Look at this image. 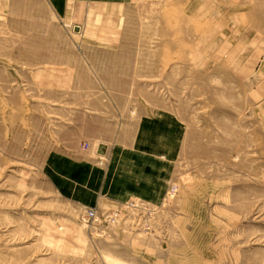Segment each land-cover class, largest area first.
<instances>
[{
    "label": "rangeland",
    "instance_id": "rangeland-1",
    "mask_svg": "<svg viewBox=\"0 0 264 264\" xmlns=\"http://www.w3.org/2000/svg\"><path fill=\"white\" fill-rule=\"evenodd\" d=\"M0 264H264V0H0Z\"/></svg>",
    "mask_w": 264,
    "mask_h": 264
},
{
    "label": "water",
    "instance_id": "water-1",
    "mask_svg": "<svg viewBox=\"0 0 264 264\" xmlns=\"http://www.w3.org/2000/svg\"><path fill=\"white\" fill-rule=\"evenodd\" d=\"M80 28L76 27L75 28V32H79ZM109 151V145L105 144V143H99L97 146V150H96V154L97 156L100 157H106Z\"/></svg>",
    "mask_w": 264,
    "mask_h": 264
},
{
    "label": "built area",
    "instance_id": "built-area-1",
    "mask_svg": "<svg viewBox=\"0 0 264 264\" xmlns=\"http://www.w3.org/2000/svg\"><path fill=\"white\" fill-rule=\"evenodd\" d=\"M87 214H88V217H89V218H93V217H95V213H94L93 211H90V210H89V211L87 212Z\"/></svg>",
    "mask_w": 264,
    "mask_h": 264
},
{
    "label": "crops",
    "instance_id": "crops-1",
    "mask_svg": "<svg viewBox=\"0 0 264 264\" xmlns=\"http://www.w3.org/2000/svg\"><path fill=\"white\" fill-rule=\"evenodd\" d=\"M109 150H110V148H109ZM108 153H109V151H108ZM108 155V154H107Z\"/></svg>",
    "mask_w": 264,
    "mask_h": 264
}]
</instances>
